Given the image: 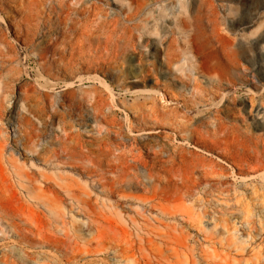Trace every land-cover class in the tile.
<instances>
[{"label":"bare ground","instance_id":"obj_1","mask_svg":"<svg viewBox=\"0 0 264 264\" xmlns=\"http://www.w3.org/2000/svg\"><path fill=\"white\" fill-rule=\"evenodd\" d=\"M3 1L13 2L18 8L19 27L24 35L22 42L30 36L34 37L33 31L39 25L43 27L39 18L43 17L47 26L54 28L48 45L36 56L42 70L53 63L56 71L41 72L55 81H61L65 87L63 94L70 100L78 105L89 103L95 119L108 108L107 104L95 87L81 89L77 93L76 82H97L100 85L103 81L100 76L119 73L121 84L117 82L115 86L121 91H128L124 85L128 79L133 80L130 82L133 85L142 83L145 89L152 77L155 88L145 90L146 93L157 96L163 104L173 103L163 108L162 112L151 110V119L155 121L157 116L161 121L174 124L178 130L176 137L189 145L206 151L222 147L223 150H231L239 162H243L246 156L259 165L263 164L258 158V154L264 152L262 134H253L245 124L244 127L226 125L218 109H207L209 104L219 99V103H225L220 105L223 113H234L236 95L241 88L249 86L258 89L260 79L255 74L256 81L249 83L248 71L239 64L244 48L253 43H234L218 33L220 29L213 27L215 25H211V34H207L202 23V7L211 5L209 0H196L194 4L190 0ZM100 2L103 3L97 4ZM153 6H157L156 14ZM259 38L255 39V43ZM51 53L57 55L51 56ZM160 59L161 64L158 63ZM158 81L161 83L157 84ZM172 81L179 86L171 88ZM190 83V96L187 97L185 89ZM7 87L1 85L0 88V117L2 104L9 92ZM230 89H233L231 96L227 92ZM16 92L21 108L15 110L8 122L11 136L1 127L4 123L0 121V248L4 251H1L0 264H26L35 249L54 246L52 248L71 251L72 247H77L74 241L79 238L74 232L69 231L65 223L52 229L50 219L67 215L77 222L72 209L66 204L78 205L84 198L101 200L102 207L98 213L90 207L75 208L76 214L101 217L102 221L95 222L98 225L95 236L97 246L102 247L101 230L107 229L114 235L118 234L129 246L118 251L114 242L109 244V250L119 259L118 263L137 264L139 256L142 257L145 251L143 240L139 238L137 243L127 240L131 234L107 220L105 209L115 217L121 213L137 216L152 211L163 213L166 203L182 201L201 183L209 181V174L219 176L225 171L218 166L217 172H209L203 165L188 162L180 151L172 150L171 153L169 150V153L163 154L166 159L161 156L163 159L160 160L158 155V159L154 156L149 161L147 176L140 188L142 194H132L127 190L134 183L130 177L133 167L125 156L115 155L108 149L107 129L103 132L97 129L90 136L87 133L92 130L86 131L88 138L84 139L85 132L81 135L76 128L75 132L70 127L53 123L41 104L37 90L31 89L29 94L18 86ZM110 96L112 101L111 91ZM247 97L251 106L259 102L264 108V90L257 96L250 93ZM228 103L231 108H228ZM200 107L206 109L201 111L202 115L195 117L194 124L190 123L194 118H188L189 113ZM76 120L78 127L82 124L81 117ZM50 124L57 129V134L52 137L45 134V128ZM260 129H264L263 126ZM155 133L146 131V134ZM6 144L10 147L8 152ZM238 151L241 154H237ZM223 158L228 159L226 156ZM235 159H230L229 163L232 165ZM217 180L216 189H219L222 183L220 178ZM112 198L115 202L104 206L107 203L102 199ZM134 201L141 202V205L133 208ZM129 221L137 229L144 228L133 218ZM145 227L153 228L150 224ZM13 237L24 249L22 256L14 254L11 245L8 246ZM82 252L89 251L83 248Z\"/></svg>","mask_w":264,"mask_h":264},{"label":"rangeland","instance_id":"obj_2","mask_svg":"<svg viewBox=\"0 0 264 264\" xmlns=\"http://www.w3.org/2000/svg\"><path fill=\"white\" fill-rule=\"evenodd\" d=\"M1 1L0 88L1 85L2 87L8 86L9 89L6 88V90L9 92L2 104L0 117L2 120L0 121L4 123L1 127L8 132V135L12 134L11 130L7 128L10 117L15 110L21 108L18 102L19 94L16 92V88L21 86L22 90L29 94L31 89L38 91L46 114L51 116L53 123L57 125L70 127L72 131L77 129L79 134L82 133L81 135L92 130L87 133L89 136L97 129L102 132L107 129L109 132L107 140L109 142L106 141L109 143L108 149L115 155L125 156L126 161L133 167L130 177L134 183L127 190L132 194H142L140 188L146 179L149 161L161 156L166 159L163 154L170 151L172 153V150L173 152L180 151V154H183L188 162L203 165L209 172H217L218 166H222L225 171L219 175L220 177L209 174L207 177L210 180L201 183L202 185L185 199L180 202L166 203V211L163 213L152 211L140 213L139 216L133 213H128V215L121 213L115 217L105 209L106 219L114 222L116 226L126 229L131 234L127 240L131 239L136 243L139 238L143 240L145 251L142 252V257L139 256L137 264H264V152L258 154V158L263 161V164L259 165L251 157L246 156L243 162H239L236 155H233L229 149L223 150L221 147L206 151L181 141L176 137L178 130L174 124L161 121L156 114L155 121L149 116L151 110L155 113L162 112L163 108L171 106L173 103L163 104V101L159 100L157 96L146 93L150 88H155L152 77L146 83L145 89L142 87V83L133 85L130 83L133 80L128 79L124 82L128 91L116 88L120 83L119 73L117 75L106 74L105 77L100 76L104 86L97 82L94 84L76 82L74 86L77 93L81 89L95 87L94 89L100 92L104 103L107 104L108 108L95 119L91 108H89V103L83 102L78 105L75 101L70 100L63 94L65 87L61 81H55L41 72L56 71L53 63L48 65V69L42 70L36 56L39 50L48 45L52 36L51 31L54 33V28L47 26L48 23L43 21V17L39 18L40 20H37L41 21L39 24L42 23L43 27L39 25L37 32L33 31L35 36L28 37L29 39L23 43L24 35L23 30L19 27L18 8L13 2ZM190 1L193 4L196 3V0ZM209 1L211 5L206 4L202 7V23L206 26L207 34L210 35L212 28L217 27L220 29L218 33L225 35L234 43L235 41L240 45L253 43L244 48L239 64L248 71L249 83L251 80L256 81L253 77L255 74L260 79L257 85L258 89L249 86L241 88L236 95L234 113L233 111L228 114L223 113L224 109L220 105L225 103H219V99L214 100L212 103L214 106L209 104L208 106L211 107L207 106V109L210 111L218 109L220 118L226 125L233 127L246 125L253 134H262L264 137V129H260L261 126L264 128V108L259 102H255L251 106L247 97L250 96V93L257 96L264 90V0ZM106 8L108 7L106 6ZM106 8L104 9L107 10ZM152 9L156 14L157 6H153ZM24 32L26 33L25 28ZM258 36L260 40L255 43ZM55 55L57 54L51 53V56ZM161 60L158 63L161 64ZM156 83L159 84L161 81ZM170 83L171 88L179 86L176 81ZM190 86H192L191 83L185 89L187 97L190 96ZM109 89L113 96L112 101ZM227 92L231 96L233 89ZM229 107L232 106H229L228 103ZM204 109L206 108L200 107L195 112H190L188 118H194L190 123L194 124L195 117L202 115L201 111ZM79 115L82 124L80 123V127H77L76 124L79 122L76 119H80ZM146 131H155L156 133L146 134ZM45 134L52 137L57 134V129L50 124L45 128ZM85 134L83 138L87 139L88 136ZM5 149L6 152L9 151V144L5 145ZM161 151L163 152L161 153ZM237 154H241V151H238ZM223 156L228 159L225 160ZM162 157L159 159H163ZM229 158L232 160L236 158L234 162L232 161V165L229 163ZM219 178L222 186L216 189ZM102 201H106L107 204L104 206L107 207L115 202L114 198L102 199ZM77 204L70 205L69 202L66 204L67 208L72 209L71 213L77 222L71 220L67 215L50 219L52 229H57L62 223H65L66 228L74 232L73 234L79 238L74 241L77 247H72L71 251L52 248L54 246L42 250L35 249L30 258L28 257L29 260L27 259L26 264H122L118 263L119 259L109 250V244L114 242L117 250L121 251L129 247L126 241L121 240L118 234L114 235L109 230L102 229L103 234L100 240L102 247L97 246L95 236L98 225L96 223L102 221L101 217L98 215L87 217L79 212L76 214L77 206L85 209L90 207L98 213L102 207L101 200L84 198ZM138 205H141V202H133V208ZM37 218L39 219L40 216ZM129 218H133L141 228L142 225L144 228H135ZM146 224H150L153 228L145 227ZM98 230L100 231V228ZM148 240L151 241L150 244L147 243ZM16 241H18L17 238L13 237L12 243H8V246L11 245L14 254L18 253L22 256L24 249H21L19 247L21 245ZM83 248L89 252L83 253ZM94 250L100 252L93 253ZM1 251L0 248V255ZM72 256L75 258L70 259Z\"/></svg>","mask_w":264,"mask_h":264}]
</instances>
